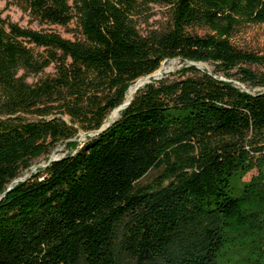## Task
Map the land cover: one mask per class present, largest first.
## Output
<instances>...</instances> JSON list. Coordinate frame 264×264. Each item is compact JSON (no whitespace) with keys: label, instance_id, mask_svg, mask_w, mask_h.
<instances>
[{"label":"trees","instance_id":"obj_1","mask_svg":"<svg viewBox=\"0 0 264 264\" xmlns=\"http://www.w3.org/2000/svg\"><path fill=\"white\" fill-rule=\"evenodd\" d=\"M15 2L41 28L0 13V264H264V49L235 42L264 0Z\"/></svg>","mask_w":264,"mask_h":264},{"label":"rangeland","instance_id":"obj_2","mask_svg":"<svg viewBox=\"0 0 264 264\" xmlns=\"http://www.w3.org/2000/svg\"><path fill=\"white\" fill-rule=\"evenodd\" d=\"M154 11L157 13L153 18H151L150 23L157 25V21H162L163 11L165 8L162 9L160 7H155ZM0 13L6 19L11 20L12 22L19 23L21 26L24 27H32V28H41L39 24L32 20L31 16L28 12L24 11L16 2L15 0H0ZM48 28V26H44ZM51 28L58 30L63 36L67 38H73L74 34L71 32L75 25H71L69 28H64L60 26H52ZM199 33L204 34L205 31L202 29L198 30ZM235 42L242 46L252 48L254 50H262L264 49V24L260 25H253L250 26L245 32L239 34L235 38ZM183 63L179 59L168 60L162 64L163 72L161 77H169L171 74H175L178 70L183 67ZM203 68L207 69L208 71L212 72L215 67L210 63H204ZM53 72V69L50 68L47 70V73ZM174 77V76H173ZM38 79L36 76H32L29 78L30 82H34ZM133 86V85H132ZM264 90L263 87H256L254 91H262ZM86 132L80 133L79 140L81 141L82 145L87 142L88 136L92 135H85ZM81 145V146H82ZM69 152L68 148L65 144H60L57 148L52 152V154L47 158H41L35 162L32 166V171H36V169L40 166H47L49 161L53 158H62ZM160 174L159 170H152L146 177H144L140 182L141 184H148L153 182ZM257 174V170L252 171L246 176V180H251L252 176ZM31 175V172L26 171L21 178L25 179Z\"/></svg>","mask_w":264,"mask_h":264},{"label":"water","instance_id":"obj_3","mask_svg":"<svg viewBox=\"0 0 264 264\" xmlns=\"http://www.w3.org/2000/svg\"><path fill=\"white\" fill-rule=\"evenodd\" d=\"M166 62V61H165ZM188 65L190 66H196L200 69H204L203 68V62H193V61H187ZM162 66L160 69H158L157 71H155L154 73L150 74V75H147V76H144V77H141L139 78L133 85V87L135 88V93L133 95V97L131 99H128L126 97L125 101L120 105L118 106L117 108H115L112 113L110 114L109 118L107 119L106 123L101 127V129H99L98 131H94V132H89V133H84L85 135H92V136H95L97 134H100L102 133L103 131L107 130L113 123H115L117 121V119L120 117L121 115V112L125 109H127L133 102L134 98H135V95L136 93L138 92V90L142 87H144L146 84L148 83H151L153 82V80H158V79H161V74H162ZM132 87V86H131ZM130 87V88H131ZM129 88V90H130ZM59 158H53L51 159L50 161L52 160H58ZM31 176V175H30ZM26 179V178H25ZM25 179L23 178H19L17 179L14 184L20 182V181H24ZM13 185H11L9 187V190L12 188ZM2 199V197H0V200Z\"/></svg>","mask_w":264,"mask_h":264},{"label":"bare ground","instance_id":"obj_4","mask_svg":"<svg viewBox=\"0 0 264 264\" xmlns=\"http://www.w3.org/2000/svg\"><path fill=\"white\" fill-rule=\"evenodd\" d=\"M161 71L163 72V69H161ZM134 93H135V88L132 86L130 88V90L128 91L127 98L131 99L133 97Z\"/></svg>","mask_w":264,"mask_h":264}]
</instances>
